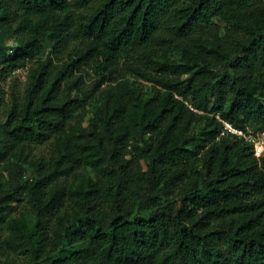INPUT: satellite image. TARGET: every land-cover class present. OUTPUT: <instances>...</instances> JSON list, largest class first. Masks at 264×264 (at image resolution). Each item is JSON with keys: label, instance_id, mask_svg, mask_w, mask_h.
<instances>
[{"label": "trees", "instance_id": "16d2710c", "mask_svg": "<svg viewBox=\"0 0 264 264\" xmlns=\"http://www.w3.org/2000/svg\"><path fill=\"white\" fill-rule=\"evenodd\" d=\"M28 61L0 264H264V153L223 133L264 129V0H0V83Z\"/></svg>", "mask_w": 264, "mask_h": 264}, {"label": "rangeland", "instance_id": "374dc122", "mask_svg": "<svg viewBox=\"0 0 264 264\" xmlns=\"http://www.w3.org/2000/svg\"><path fill=\"white\" fill-rule=\"evenodd\" d=\"M49 49L47 50V52ZM45 54H42V57L45 58ZM54 61L60 62V60H67L68 56L66 53L61 54H53ZM59 56L60 58H58ZM36 60V59H35ZM34 65V61H28L25 66L14 69L10 73H8L4 78L1 80V88H2V96H3V105L0 108V120H4L6 117V110L8 104L12 100L13 92H15L16 95H19L20 97L23 96L25 87L28 83V74L30 68ZM87 86L91 87L95 80L94 72L90 71L89 75H87ZM146 89H150L149 83H146ZM203 125V122L197 125V130ZM49 149L48 143H44L41 145H36L33 149V156H40V155H46Z\"/></svg>", "mask_w": 264, "mask_h": 264}, {"label": "built area", "instance_id": "2783aa9c", "mask_svg": "<svg viewBox=\"0 0 264 264\" xmlns=\"http://www.w3.org/2000/svg\"><path fill=\"white\" fill-rule=\"evenodd\" d=\"M224 123V132L232 133L240 137L245 138L247 141L253 144V150L256 156L260 157L264 153V129L259 131H254L249 128L247 130L235 127L227 121Z\"/></svg>", "mask_w": 264, "mask_h": 264}]
</instances>
